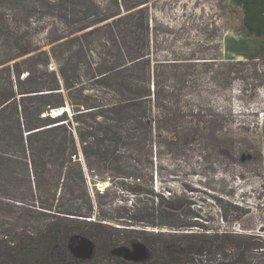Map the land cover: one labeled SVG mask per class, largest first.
I'll list each match as a JSON object with an SVG mask.
<instances>
[{"label":"trees","instance_id":"16d2710c","mask_svg":"<svg viewBox=\"0 0 264 264\" xmlns=\"http://www.w3.org/2000/svg\"><path fill=\"white\" fill-rule=\"evenodd\" d=\"M22 1L0 4L19 6ZM123 1L115 0V46L126 48L129 63L99 71L101 86L113 93L111 101L79 107L64 97L54 75L28 72L20 78L22 69L15 61L23 55L20 37L0 13V199L24 210L17 217L20 224L4 227L0 222V264H264L262 227L245 232L204 225L190 204L173 193L147 199L127 227L86 220L92 205L81 158L103 181L137 179L147 176L143 165L152 164L165 148L176 154L197 137H212L237 124L240 131H250L260 124L258 119L238 120L231 107L215 105L212 96L228 94L230 103L235 84L242 87L237 92L257 95L264 89V60L224 59L222 35L212 28L196 48L151 64L146 53L148 0ZM105 19L101 15L90 23ZM153 108L165 113L152 119ZM58 109L61 113L54 115ZM171 133L176 137L170 139ZM80 194L85 207H80ZM65 196L79 203H59ZM174 203L182 205L180 210L170 209ZM73 234L95 243L91 261L70 257L66 243ZM134 240L148 248L147 261L131 263L108 255L109 249Z\"/></svg>","mask_w":264,"mask_h":264},{"label":"rangeland","instance_id":"374dc122","mask_svg":"<svg viewBox=\"0 0 264 264\" xmlns=\"http://www.w3.org/2000/svg\"><path fill=\"white\" fill-rule=\"evenodd\" d=\"M146 5L151 29L146 53L151 64L196 48L212 28L216 36L222 35L224 59L264 60L263 1L148 0ZM116 10L115 0H24L19 6L0 4V13L20 37L23 55L15 60L22 69L20 78L28 72L43 77L54 75L64 97L74 107L113 99V93L101 86L99 71L129 63L126 48L115 46ZM246 12L251 21L244 30ZM101 15L106 17L103 22L90 23ZM63 85L70 88L65 90ZM240 88L235 84L230 103L228 94H214L212 100L215 105L231 107L240 121L258 119L257 129L240 131L237 124L212 137H197L176 154L165 148L152 164L143 165L147 176L137 179L116 177L103 181L86 169L81 158L84 187L92 205V215L86 220L121 228L130 224L131 215L139 217L147 199L173 193L178 200L190 204L204 225L245 232L264 229V89L254 95L253 91L237 92ZM65 109L69 116L73 115L68 104ZM162 113L163 108H153L152 119ZM174 137V133L169 134L170 139ZM150 191L154 193L148 194ZM68 200L79 203L68 196L59 203L67 204ZM85 201L80 194V207L86 206ZM9 204L0 199V222L4 227L8 223L20 224L17 217L24 213L20 206ZM169 207L177 211L182 205L174 203Z\"/></svg>","mask_w":264,"mask_h":264},{"label":"water","instance_id":"95a60500","mask_svg":"<svg viewBox=\"0 0 264 264\" xmlns=\"http://www.w3.org/2000/svg\"><path fill=\"white\" fill-rule=\"evenodd\" d=\"M66 248L70 257L78 262L90 261L95 255L94 242L78 234H73L68 238ZM108 254L131 263H142L150 257L148 248L138 240H134L128 245L113 247L108 251Z\"/></svg>","mask_w":264,"mask_h":264},{"label":"crops","instance_id":"0c3cea01","mask_svg":"<svg viewBox=\"0 0 264 264\" xmlns=\"http://www.w3.org/2000/svg\"><path fill=\"white\" fill-rule=\"evenodd\" d=\"M262 1L264 2V0H260V3H262ZM247 14H248V12H246V14H245V20H244L245 27H244V30H247V28H248V22L250 24V21H251L250 19L247 18ZM262 14H263V12H262ZM254 25H256V26L258 25L259 26V24H254ZM252 57H254V56H252ZM240 58L241 57H239L238 60H241Z\"/></svg>","mask_w":264,"mask_h":264},{"label":"bare ground","instance_id":"6f19581e","mask_svg":"<svg viewBox=\"0 0 264 264\" xmlns=\"http://www.w3.org/2000/svg\"><path fill=\"white\" fill-rule=\"evenodd\" d=\"M59 113H61V109H58V111L56 110V111L53 112L54 115H57Z\"/></svg>","mask_w":264,"mask_h":264},{"label":"flooded vegetation","instance_id":"af4514ba","mask_svg":"<svg viewBox=\"0 0 264 264\" xmlns=\"http://www.w3.org/2000/svg\"><path fill=\"white\" fill-rule=\"evenodd\" d=\"M94 244H95V243H94ZM109 250H110V249H109ZM95 252H96V246H95ZM108 255H109V254H108ZM110 257H111V256H110ZM113 258H114V257H113ZM92 259H93V258H92ZM92 259H91V260H92ZM117 259H118V258H117ZM91 260H90V261H91ZM123 261H124V260H123ZM86 262H88V261H86Z\"/></svg>","mask_w":264,"mask_h":264}]
</instances>
